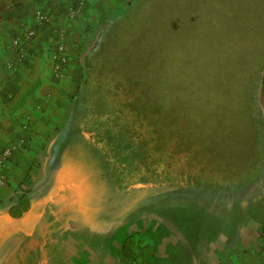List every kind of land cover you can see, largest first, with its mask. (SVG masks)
Here are the masks:
<instances>
[{"label":"rangeland","instance_id":"1","mask_svg":"<svg viewBox=\"0 0 264 264\" xmlns=\"http://www.w3.org/2000/svg\"><path fill=\"white\" fill-rule=\"evenodd\" d=\"M8 5L0 0V15ZM85 52L89 72L83 62L36 186L25 195L28 174L16 216H3L8 226L16 218L23 238L51 233L53 195L65 207L55 233L83 223L90 237L111 222L117 239L137 229L141 237L160 220H192L203 237L233 206L259 204L264 106L260 89L258 118L248 90L264 64V0H125ZM173 258L189 263L181 247Z\"/></svg>","mask_w":264,"mask_h":264},{"label":"crops","instance_id":"2","mask_svg":"<svg viewBox=\"0 0 264 264\" xmlns=\"http://www.w3.org/2000/svg\"><path fill=\"white\" fill-rule=\"evenodd\" d=\"M124 1L89 0L85 12L74 19L68 17L70 0H31L0 15V151L5 146H15L3 169L7 183L0 187V264H183L175 263L173 258L180 247L189 256V263L184 264H264V185L259 204L239 211L233 206L232 216L221 218L219 228L205 231L203 237H199V227L192 220L183 228L160 220L158 224L152 223L154 234L149 233V224L143 228L147 236L141 237L132 236L141 230L137 229L117 239L120 227L114 229L111 222L101 224V229L91 232L90 237L80 234L89 230L83 223L55 233L61 227L58 223L65 207L53 195L49 202L54 204L44 227L52 229L51 233H31L23 238V225L16 218L10 226L3 220L5 214L16 216V203L22 204V188L28 174L26 182L30 181V187L25 195L36 186L37 167L49 151L40 153L48 142L53 143V133L70 110L79 84L85 42L96 31L97 24L110 18ZM39 8L48 11L52 20L39 27L36 39L28 45L27 58L18 62L11 39L21 32L22 26L33 23ZM60 27L68 32L70 61L64 74L59 75L53 50L55 30ZM260 97L264 106V84ZM218 212H224L223 208ZM11 227L14 232L9 238L6 228ZM70 229L75 232L68 238L65 235ZM9 245L13 246L11 250L5 248Z\"/></svg>","mask_w":264,"mask_h":264},{"label":"built area","instance_id":"3","mask_svg":"<svg viewBox=\"0 0 264 264\" xmlns=\"http://www.w3.org/2000/svg\"><path fill=\"white\" fill-rule=\"evenodd\" d=\"M89 0H70L68 8V17L74 19L81 16L88 5ZM52 16L48 11L39 8L35 11L34 21L31 24L22 26L21 32L11 39V45L16 53V60L22 62L27 58L28 45L32 43L37 35L39 27L49 23ZM56 43L53 50L54 67L58 74H64L67 64L70 61V52L68 45V32L60 27L55 30ZM264 82V81H263ZM264 84V83H263ZM15 150L14 144L5 146L0 151V187L7 183L3 169L7 166L12 153Z\"/></svg>","mask_w":264,"mask_h":264},{"label":"trees","instance_id":"4","mask_svg":"<svg viewBox=\"0 0 264 264\" xmlns=\"http://www.w3.org/2000/svg\"><path fill=\"white\" fill-rule=\"evenodd\" d=\"M27 1H31V0H19V1H16V4H23L24 2H27ZM6 2L9 3V5H8L9 8L11 7L12 4H15L14 2L12 3V1H10V0H6ZM133 2H130V5H132ZM84 62L86 63V65H88V67H86V73H85V76H87V73L89 72V66H90L89 65L90 64L89 58L87 60L84 59ZM263 71H264V64L258 69L257 75L255 76V80H254L253 86L250 87V89L248 90L250 92V94H252L250 96L251 100H249V105L251 104L252 112H254L253 109H255V112H258V118L261 115H260V106L258 105L257 100H258V95L260 94V85H261V82H262L261 74L263 73Z\"/></svg>","mask_w":264,"mask_h":264},{"label":"water","instance_id":"5","mask_svg":"<svg viewBox=\"0 0 264 264\" xmlns=\"http://www.w3.org/2000/svg\"><path fill=\"white\" fill-rule=\"evenodd\" d=\"M262 85H263V80H262V82H261L260 89L262 88ZM141 185H142V184H141Z\"/></svg>","mask_w":264,"mask_h":264}]
</instances>
